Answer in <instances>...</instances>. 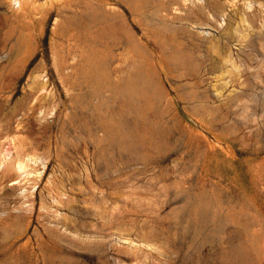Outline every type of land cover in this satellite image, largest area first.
Wrapping results in <instances>:
<instances>
[{"label":"rangeland","instance_id":"obj_1","mask_svg":"<svg viewBox=\"0 0 264 264\" xmlns=\"http://www.w3.org/2000/svg\"><path fill=\"white\" fill-rule=\"evenodd\" d=\"M43 3L0 0V264H264V0Z\"/></svg>","mask_w":264,"mask_h":264},{"label":"bare ground","instance_id":"obj_2","mask_svg":"<svg viewBox=\"0 0 264 264\" xmlns=\"http://www.w3.org/2000/svg\"><path fill=\"white\" fill-rule=\"evenodd\" d=\"M6 1L9 4H12V5L13 4H16V3L19 4V5H22V4H25L26 2H32V3L36 4L40 0H6ZM50 1H52V0H44V3L41 6H45ZM119 18H121V15L116 13V14H113L112 16H110V17H105V20L108 21V22H110L111 25H113V24H117L115 21H116V19H119Z\"/></svg>","mask_w":264,"mask_h":264}]
</instances>
